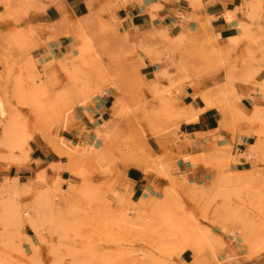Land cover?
<instances>
[{"label": "rangeland", "instance_id": "rangeland-1", "mask_svg": "<svg viewBox=\"0 0 264 264\" xmlns=\"http://www.w3.org/2000/svg\"><path fill=\"white\" fill-rule=\"evenodd\" d=\"M0 2L24 8L23 13L13 10L3 16L11 23L10 33L0 30V102L6 109L0 115V188L12 182L11 176H18L17 202L23 211L19 233L8 237L4 229L0 230V264H198L202 258L192 247L162 246L178 226H187L188 221L213 235L214 245L209 248L212 264H264V155H251L260 138L244 133L255 126L231 108L235 102L243 103L244 97L230 96L225 100L215 96L207 100V107L219 112L221 121L207 144L214 148L213 155L205 154V148L198 154L205 173L194 176L182 173L177 166L179 140L175 131L186 118L179 107L180 100L169 96L173 89L194 84L221 67L227 73L226 84L230 78L259 95L258 85L264 83V45L250 50L251 61L214 62L212 57L227 49L215 43L209 22L196 15L202 39L188 36L184 44H177L162 36L152 38L151 55L160 62L173 54L176 61L170 67L177 71L168 78L167 86L152 89L137 68V50L148 48L127 43L115 28L116 21L109 10L101 15L107 23L105 29L100 23L88 29L93 45L86 60H79L80 36L66 35L70 28L60 35H75L77 47L74 54L62 59L69 62L64 72L47 76L50 65L38 70L30 53L35 46L57 40L56 35L44 38L48 27H37L33 22L42 10L29 0ZM194 7L197 9L196 4ZM100 66H105L101 76ZM260 68L254 82L246 81ZM31 80L34 86L28 85ZM107 88L120 93L121 100L116 101L120 105L116 117L120 120L113 128L106 125V133L95 130L103 140L102 150L88 144L85 147L84 138L69 141L70 135L86 133L79 121L81 108H91ZM151 102L159 106L152 113L148 109ZM253 110L248 108L247 112ZM203 114L197 110L194 117L186 120H198ZM255 128L264 136V124ZM222 130L228 133L227 138L221 136ZM9 131L12 135L7 139ZM40 133L50 144V158L44 154L48 167L34 170L31 154L25 168L9 169L10 161L20 156L17 142L23 139L22 143L34 151L44 141ZM151 137L162 143L161 155L156 159L151 157L147 144ZM236 137L248 138L249 144L240 142L233 156ZM5 143L10 145L9 152L3 150ZM78 146H82L81 153H77ZM227 149L233 160L223 156ZM6 154L10 158L2 157ZM226 170L246 171L249 177L238 186L220 185L212 191L194 192L210 187L216 178L226 175ZM151 175L155 176L153 185L159 194L155 200L146 195L145 189ZM51 179L61 184L60 190L43 198ZM133 187L141 189L135 191ZM170 193L177 210L154 218L151 213L155 211L149 206L160 212ZM4 197L8 199L9 194L4 193ZM147 201L152 204L148 206Z\"/></svg>", "mask_w": 264, "mask_h": 264}, {"label": "crops", "instance_id": "crops-1", "mask_svg": "<svg viewBox=\"0 0 264 264\" xmlns=\"http://www.w3.org/2000/svg\"><path fill=\"white\" fill-rule=\"evenodd\" d=\"M31 4L36 3L42 11L32 20L37 27H51L62 19V13L59 8L60 4L69 6L73 16L78 19H86L91 15V6L94 8V14L103 15L112 10L115 19V28L125 37L127 43L142 45L148 50H137L140 62L138 70L142 73L143 78L152 89L161 85L169 84L168 78L177 75V71L170 67L176 59L173 54L161 59L151 55V42L155 36H162L166 41L177 40L182 38L183 41L188 36H196L200 27L196 19L199 12L203 18L209 22V31L219 47L227 49L231 54V59L242 61H251L250 50L255 40L262 38L264 45V0H29ZM196 4L197 9L194 7ZM23 13L24 8L7 6L0 2V30L10 33L11 23L7 22L3 16L13 13L12 11ZM201 10V11H200ZM31 14L33 10L29 11ZM259 16L260 19H258ZM31 19V18H30ZM28 22V21H26ZM46 37L53 36L54 31H46ZM44 35V34H43ZM78 39L75 35L64 36L56 41H50L39 46L31 57L35 66L40 70L44 66L54 64L62 60L66 55L74 54L77 47ZM184 44V42H183ZM230 59V60H231ZM166 73V79L157 85L158 73ZM227 83L226 70H221L215 74H209L194 84L186 83L182 88L173 89L169 96L180 100L179 107L182 111L194 105L197 110L204 112L198 120L191 122L183 120L176 129V137L179 143L176 146L177 166L182 173L193 174L194 176L202 175L205 169L198 161L200 154L211 139V132L215 130L221 121V116L216 110L207 107V101L195 99L200 96L202 90H212ZM157 85V86H156ZM237 95L243 96V104L250 110L257 106L264 107V101L256 93H252L250 88L240 82L235 83ZM249 95L251 98H249ZM120 101V93L113 89L107 88L95 99L91 108L82 109L79 116L80 125L85 128V134L70 135L69 141L79 142L84 138L88 146L101 150L104 146L95 133H106L107 128L114 127L119 122V117L112 113L116 101ZM148 109L152 112L159 109L155 102L149 103ZM166 109H168L166 107ZM155 116V114H151ZM221 136L228 137L224 130L220 131ZM249 144L246 137H236L234 143L233 156L236 154L238 144ZM151 157L156 159L161 155L162 149L156 137L147 140ZM228 145L226 141L224 143ZM243 152L242 150L240 151ZM239 153V154H241ZM184 162V158L189 157ZM43 150L37 148L32 153L35 163L34 170L48 167ZM155 176L148 177L146 183V195L155 200L159 197L153 182ZM135 191L141 188L133 187Z\"/></svg>", "mask_w": 264, "mask_h": 264}, {"label": "bare ground", "instance_id": "bare-ground-1", "mask_svg": "<svg viewBox=\"0 0 264 264\" xmlns=\"http://www.w3.org/2000/svg\"><path fill=\"white\" fill-rule=\"evenodd\" d=\"M59 8H60L61 13H62V19L59 22H57L53 28L49 27L45 31H47V32H49V31L53 32L54 31L53 35H56L55 39L58 40L61 37L60 35L63 34L65 30L70 28L71 30L65 32V34L66 33H67L66 35L75 34L77 36H80L82 45L79 48V51H80L79 60L84 61V60H86L87 56L90 53L89 52L90 47L93 45L92 41H91V36L88 33L89 27L93 24L100 23L101 27L103 29H105L107 26V23L104 21V18L101 15L94 14L93 6H91V15L88 18L82 19V20H78L73 16L69 6L64 5V4H60ZM199 17H203V16H201L200 12H199ZM109 29L111 30V28H109ZM203 37H204V34L199 32L194 38H201L202 39ZM183 42H185V41H183L182 38H178L176 40L177 44H182ZM262 43L263 42L261 39L255 40L253 42V46L251 47V50L262 46L261 45ZM38 47L39 46H35L30 51V53L34 52ZM230 59H231V54L229 51H224V52L222 51V53L221 52L216 53L212 57V60L214 62H219V63H221L224 60H230ZM68 63L69 62H67L65 60H58L57 62H55L54 64H51L49 66L48 71L46 72V75L47 76H53V75H56L58 73L64 72L68 68ZM104 67L105 66H100V69L98 70V73H99L98 75H100V76L102 75L101 72L104 70ZM221 70H225V67L217 68L211 74H215ZM260 71H261V68L258 69L255 73L251 74V78L249 80H246V81L254 82V80L257 76V73H259ZM166 77H167L166 73H164V72L158 73L157 85H160L166 79ZM28 85L34 86L35 83H34V81L28 82ZM258 88H259V90L257 91V93L259 95H261V97L264 99V83L259 84ZM121 93L123 94L122 90H121ZM215 96H217V97L219 96L225 100L226 99L229 100L230 96H232V97L238 96L236 91H235V82H233L230 78H228V84L219 86V87L212 89V90H204L203 89L201 92V95L195 97V99H197V100L201 99V100L207 101V100H210V98L215 97ZM119 107H120V105L116 104L115 109H112V113L114 116H118V113H119L118 108ZM231 108H233V111H235L236 113L241 114L242 118L247 120L248 122H250V124L253 127L254 126L257 127L258 125L264 124V107L263 106L255 107L253 112L250 114L247 112L248 107H246V105L243 104L241 101L235 102L234 105L231 106ZM196 111H197V109H196V107H194V105L188 106L184 111L185 118L190 119V118L194 117L196 115ZM5 112H6V109L4 108L3 104L0 102V115H4ZM223 116H225L224 113H223ZM255 127H254V130H252L250 132H246L244 134L248 137L250 136V137H259L260 138L258 144L256 146H253V148L251 149V155H261L262 156V155H264V136H263L262 132L258 128H255ZM109 128H111V127H109ZM111 130L112 129H109V131H111ZM40 134H41V136L43 135L44 141L39 148L42 149L43 153L50 158L51 154H50V149H49V146H50L49 141L44 134H42V133H40ZM10 135H12V131L8 132L7 139L10 137ZM148 139L149 138H147V140ZM22 140L23 139H20L16 145V147H18L20 150V156L18 158L12 159L10 161L11 165H10L9 169H11L13 166H20L22 168H25L27 166V160L29 158H31V154H32L33 149L29 148V146L27 144L22 143ZM83 142H84V146L86 147L87 142L85 140H83ZM158 142L160 145L162 144L159 139H158ZM5 145L6 146L3 148V150H6V152H9V148H10L9 146L10 145L9 144L7 145L6 143H5ZM81 147L82 146L77 147V149H78L77 153H81V149H82ZM213 153H214V148H211L210 145H207L205 147V154L213 155ZM223 156L226 157L228 159V161L233 160L231 158L230 149L224 150ZM2 157L10 158V155L6 154V155H3ZM236 161H238V160H236ZM226 165H227V163H226ZM225 174L226 175H224V177L216 178L214 183L210 187L200 189V190H196L194 192L212 191L214 189H217L220 185H224L227 187L238 186V185L242 184L249 177V173L246 171H241V172H237V173H229L226 170ZM10 179L12 180V182H6L5 185L0 188V230L4 229L6 234H8V237L12 236L14 233H19L23 228V211L21 209V206L17 202V195H18V192L20 191L19 186H18V184L20 183V178L18 176H11L9 178V180ZM31 181L33 182V179H31ZM47 186H48V188L41 195V197H43V198H47L52 193L59 191L61 184L58 181H56V180L52 181V179H51L47 183ZM33 188L36 189V187H33ZM73 189H74V186L71 188V190H73ZM4 193L9 194L8 199H6L4 197ZM28 193H30V196L34 197V194H32L31 191H29ZM165 202H166V206L159 212L158 209L153 208L152 206H149L152 203L147 201V205L149 207H151V210L153 209L155 211L154 213H151L153 216H155L154 218L169 215L173 211L177 210L178 205L174 201L172 193H170L166 196ZM190 222L191 221H188L187 226H182V227L178 226V229H176V232H174L171 235V238H169L167 244L162 245V246L164 248H172L173 246L189 247V248L192 247L195 250V252L197 254H199V256L202 258V260L198 264H207V263L212 264L214 259H213V256L209 253L210 252L209 248H211L214 245L213 235L211 233L207 232L201 226H195V225H193V223H190ZM33 226L37 231L38 225L34 222ZM245 241L249 246L252 245L250 240L246 239ZM177 255L179 256V258H181L180 253H177Z\"/></svg>", "mask_w": 264, "mask_h": 264}]
</instances>
